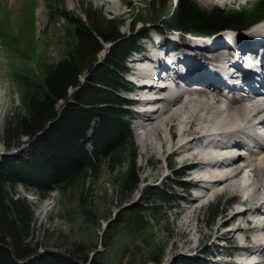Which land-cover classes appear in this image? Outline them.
Instances as JSON below:
<instances>
[{
    "label": "trees",
    "instance_id": "16d2710c",
    "mask_svg": "<svg viewBox=\"0 0 264 264\" xmlns=\"http://www.w3.org/2000/svg\"><path fill=\"white\" fill-rule=\"evenodd\" d=\"M60 1L64 0H49ZM84 5L81 2L84 19L62 8L60 15L70 25L72 42L57 62L40 63L38 79L21 78V113L7 118L2 127L6 150L18 149V154L0 155V264H16L13 258L22 261L37 252L29 239L35 205L18 187L44 199L52 190L83 188L89 175L105 165L114 174L123 169L115 179L122 194L136 189V146L129 102L121 94L126 89L125 59L137 48L138 38L146 35V26L160 32L187 28L207 32L222 26L244 29L264 18V0H252L231 12L217 7L206 10L194 0H162L157 14L140 11L142 18L134 22L141 24L137 36H124L116 19H106L101 10ZM143 199L154 203L158 214L164 205L171 210L174 201L167 190L157 187H149ZM140 210L129 208L126 215L142 226L141 211L146 209ZM123 219L117 217L114 225ZM67 254L83 264H97L96 257L89 260L79 248ZM152 256L148 259L159 264ZM26 264L77 263L42 253Z\"/></svg>",
    "mask_w": 264,
    "mask_h": 264
},
{
    "label": "rangeland",
    "instance_id": "374dc122",
    "mask_svg": "<svg viewBox=\"0 0 264 264\" xmlns=\"http://www.w3.org/2000/svg\"><path fill=\"white\" fill-rule=\"evenodd\" d=\"M161 1L64 0L52 3L49 0H0V92L3 97L0 107V155L18 154V149L6 150L1 141V134L7 118L21 113L22 84L19 81L23 77L38 79L42 73L40 63L57 62L72 42L70 25L60 15L62 8L84 19L81 8L83 2L84 7L90 5L101 10L106 19H116L121 35L134 36L141 26L140 23L134 24L142 18L140 11L152 12L155 15L159 12ZM214 1L216 3L195 0L206 10L217 7L225 12L237 11L252 0H239L236 4H223L221 0ZM108 47V44L104 45L105 49ZM103 55L104 51L98 55V59L101 60ZM125 65L129 67L132 64L127 60ZM124 79L130 87H134L126 77ZM121 95L129 100L134 98V94ZM210 101L216 102V100ZM256 106L263 107L261 104ZM138 108L135 104L131 110H134L132 112L138 121L142 122L143 119L140 117L142 114L136 112ZM144 123H149L146 118ZM131 130L136 146L135 166L139 181L131 194H122L115 184L118 173L123 169L114 174L105 165L98 167L96 175H89L83 188H81L83 185H75L62 193L53 191L44 199L33 196L24 187H18L19 193L35 205L29 238L31 244L38 252L54 250L68 253L79 248L89 260L96 257L97 264H130L131 262L155 264L148 259V255L153 254L152 257L158 259L159 264H211L214 259H219L218 253L223 248L216 244L221 243L220 238H222L217 236L232 226L222 228L220 223L230 217L236 206L241 205L238 202L244 199L246 194L228 189L212 200H208V197L199 199L196 206L202 208L196 211L198 221L192 218L191 223L192 227L200 226L201 231L195 229L186 236L185 233L180 232L177 225L184 217L185 208L190 203L187 201L188 204H185L180 198L184 196L194 198V196H191L188 190H181L176 182L178 178L187 182L189 180L187 174L177 171L180 168L174 163L175 156L165 157L164 154L158 157L152 155L150 149L149 153L143 155L142 137L136 126L131 127ZM173 133L176 134V130H173ZM164 134L168 139L169 131H164ZM150 140L152 143L157 142L155 135L152 134ZM258 157L260 156L255 158ZM262 159V157L255 159V164H260ZM243 163L247 162L243 160ZM151 169L156 172L154 177L147 176V172ZM149 186L163 187L171 196L178 197L175 203L177 208L170 210L164 205L162 207L164 209L159 214L156 213L155 204L143 199ZM199 193L202 191H197V194ZM129 208L133 211L146 209L140 210L144 222L142 226L133 224L126 215ZM117 217L124 218V222L114 225ZM216 227L219 230L214 233ZM236 235L239 238L242 234ZM188 237L191 238L189 243H187ZM226 242L231 246L226 252L233 253L236 243L231 240ZM182 261L184 263H180Z\"/></svg>",
    "mask_w": 264,
    "mask_h": 264
},
{
    "label": "bare ground",
    "instance_id": "6f19581e",
    "mask_svg": "<svg viewBox=\"0 0 264 264\" xmlns=\"http://www.w3.org/2000/svg\"><path fill=\"white\" fill-rule=\"evenodd\" d=\"M221 1L223 4L239 2ZM162 47L165 46H158L159 49ZM149 57L145 53L142 60L131 61L133 64L147 61V66L137 74L142 81L153 78L151 69L154 65ZM230 78L234 79V76L231 75ZM197 83V86L182 92L169 88L155 90L145 86L136 87L138 91H146L150 95H162L154 98L142 97L137 102L142 108V116L139 113L143 119L142 124L144 118L149 122L141 124L143 155L152 150L151 154L158 157L164 154L165 157L175 156L174 163L180 168L177 171L186 173L190 177L189 183L196 186L197 191H202L195 194L194 198L190 197V205L185 208V215L177 225L186 236L195 229L201 231L200 226L192 227L191 223L192 218L198 221L196 211L202 208L196 206L199 199L208 197V200H212L228 189L244 192L245 198L238 202L241 203L239 206H243L242 210L232 208L234 212L220 223L222 228L232 226L217 236L236 243L234 252H226L231 247L227 243V248L218 253L219 259H214L211 264H264V211L261 209L264 207V147L260 154H256L249 150L243 139V136L255 134V125L264 128V95L259 94L248 99L247 104H239L234 97L229 99L220 94L216 87ZM147 93L140 95L145 96ZM2 99L0 92V107ZM256 104L263 107L258 108ZM166 130L170 133L168 139L164 134ZM173 130H176V134ZM151 134L155 135L158 143H152ZM259 139L264 140V129ZM255 156L263 158L260 164H255L254 160L260 158ZM243 160L247 163L244 164ZM191 169L193 171L188 172ZM155 174L154 169L147 172L148 177H154ZM217 229L218 227L214 229V233ZM239 233L244 237L242 241L236 235ZM190 241L191 238L188 237L187 243Z\"/></svg>",
    "mask_w": 264,
    "mask_h": 264
},
{
    "label": "water",
    "instance_id": "95a60500",
    "mask_svg": "<svg viewBox=\"0 0 264 264\" xmlns=\"http://www.w3.org/2000/svg\"><path fill=\"white\" fill-rule=\"evenodd\" d=\"M174 28H179V27H174ZM234 29H236V28L235 27H230V26H222V27H219V28L207 31V32H202V31H199V30H196V29H193V28H187V29H182V30L185 33L197 34L200 37L207 38L209 36H212V35H215V34H222V33L228 32L230 30H234ZM42 253L58 254V255H61V256L68 257L69 259L73 260L77 264H82L76 258L70 256L69 254L63 253V252H60V251H54V250H48V251H45V252L44 251H39L36 254L30 256L29 258H27L26 260H23V261H18L15 258H13V259H14V261L17 264H25V263L29 262L31 259H33L36 255H39V254H42Z\"/></svg>",
    "mask_w": 264,
    "mask_h": 264
}]
</instances>
